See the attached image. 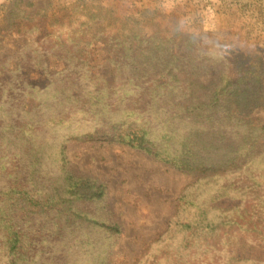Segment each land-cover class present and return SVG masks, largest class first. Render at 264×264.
Wrapping results in <instances>:
<instances>
[{
  "label": "trees",
  "instance_id": "1",
  "mask_svg": "<svg viewBox=\"0 0 264 264\" xmlns=\"http://www.w3.org/2000/svg\"><path fill=\"white\" fill-rule=\"evenodd\" d=\"M21 1L1 5L4 27L33 35L43 21ZM80 5L50 18L24 67L0 66V264H29L48 245L63 253L51 263L86 249L85 264L113 263L122 225L101 202L105 182L68 166L80 142L126 145L197 178V199L180 194L137 262L264 264V58L234 44L233 62L208 55L165 14ZM36 67L35 81L21 71ZM42 81V102H29Z\"/></svg>",
  "mask_w": 264,
  "mask_h": 264
},
{
  "label": "rangeland",
  "instance_id": "2",
  "mask_svg": "<svg viewBox=\"0 0 264 264\" xmlns=\"http://www.w3.org/2000/svg\"><path fill=\"white\" fill-rule=\"evenodd\" d=\"M9 1L0 0V66L3 65L6 70L14 65L20 67V63L24 67L22 58L31 52L30 45H34L36 37L45 28H50L48 22L51 17L58 20L73 14L79 17L78 13H74V8H82L81 5L74 6L78 2H84L91 8L107 6L123 20L128 14L140 16L144 9L165 14L167 18H174L185 34L198 36V42L208 55L215 53L222 60L226 57L233 62L235 55L231 50L236 48L244 56L254 54L248 49L253 47L264 58V0H22L19 3L21 9L35 15L33 21H43L39 24L40 31L33 35L4 27L5 14L1 5ZM230 44L236 47L232 49ZM55 61L50 57V67L62 65L61 61L54 64ZM21 71L30 80L39 78L42 72L37 67ZM44 81L41 82L43 85L40 83L41 89H33L29 102H42L39 97L42 96ZM67 155L68 166L73 171L98 177L107 186V194L101 202L113 211V217L122 225L113 250L112 264H141L136 259L153 240L154 245L158 244L159 233L167 228L169 221L176 219L180 194L195 192L193 194L197 199L198 191L192 185L195 175L164 164L138 149L118 143L80 142L70 145ZM207 184L215 186L216 181ZM203 196L199 195L198 199L202 200ZM56 244H61V241L52 243ZM48 247L42 255L37 253L30 257L29 264H55L54 260L51 263L52 259L61 262L63 253ZM81 252V260L73 258L70 264H85L92 250Z\"/></svg>",
  "mask_w": 264,
  "mask_h": 264
}]
</instances>
